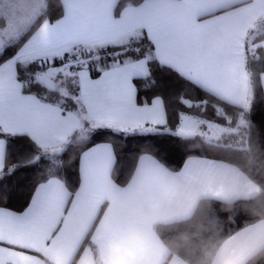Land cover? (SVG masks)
Returning <instances> with one entry per match:
<instances>
[{"label":"snow or ice","instance_id":"6c2138e0","mask_svg":"<svg viewBox=\"0 0 264 264\" xmlns=\"http://www.w3.org/2000/svg\"><path fill=\"white\" fill-rule=\"evenodd\" d=\"M257 113L264 0H0V264H264Z\"/></svg>","mask_w":264,"mask_h":264},{"label":"trees","instance_id":"16d2710c","mask_svg":"<svg viewBox=\"0 0 264 264\" xmlns=\"http://www.w3.org/2000/svg\"><path fill=\"white\" fill-rule=\"evenodd\" d=\"M52 2H53V4H55V0H52ZM144 95H148L149 97L151 96V93H141V96L143 97ZM262 115H264V113H257V120H259L260 118H261V116ZM118 143V145H120V146H123V143L122 142H117ZM135 146H136V143H135V141H128L127 142V148L129 149V150H132V149H134L135 148ZM184 151H188V150H186V149H181L180 151H178L177 152V154L175 155V157H174V161L176 162V163H180L181 161H182V158H183V152ZM209 154H211V153H209Z\"/></svg>","mask_w":264,"mask_h":264}]
</instances>
